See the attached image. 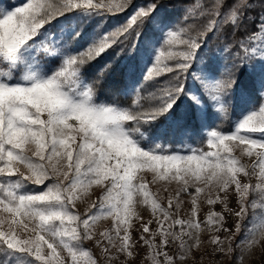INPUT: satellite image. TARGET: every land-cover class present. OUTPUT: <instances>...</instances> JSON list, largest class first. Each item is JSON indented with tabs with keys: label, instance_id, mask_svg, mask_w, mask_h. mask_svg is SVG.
<instances>
[{
	"label": "snow or ice",
	"instance_id": "1",
	"mask_svg": "<svg viewBox=\"0 0 264 264\" xmlns=\"http://www.w3.org/2000/svg\"><path fill=\"white\" fill-rule=\"evenodd\" d=\"M183 2V19L187 21L191 0ZM260 4L264 7V0ZM253 5L254 0H209L200 12L203 21H193L180 29L184 32L195 25V35L180 41L184 50L167 54L169 60L180 57L179 62L162 67V46L174 43L178 35L160 13L165 6L163 0H26L24 6L14 10L0 9V63L9 69L6 75L0 72V213L10 214V218L0 216V264H66L58 251L61 245L67 249L71 264H77V247L85 240H95L101 247L104 260L100 264L105 260L121 264V256L125 264H133L134 247L139 241L152 249V264H191L190 254L194 256L193 249L199 248L202 231L198 217L200 194L207 191L209 205L226 202L229 187L235 185L240 194L239 207L228 211L239 219L246 217L245 197L253 186L242 184L239 174L250 176L259 168L264 185V103L260 104L259 115L256 111L243 115L230 134L211 131V151L197 154L190 149L191 155L173 154L167 144L145 141L158 122L177 117L186 134L188 122L204 112L206 102L213 107L219 105L218 111H226L227 102L222 97L230 96L236 73L244 66L264 64V18L248 25ZM121 15L122 22L110 23ZM71 16L76 17L71 24L54 30L53 21ZM224 24L228 25L229 35L239 33L241 39L219 48L222 67L214 75L208 64L212 61L213 41ZM90 25H94V33L81 47L83 33ZM149 28L161 33L162 39L153 41ZM142 49L151 52V63L141 81L133 78L131 85H125L127 106L93 103L95 82L85 80L88 65L109 50L119 58L125 53L139 55ZM111 67L112 62L106 63L99 77ZM189 79L198 81L202 94L187 87ZM146 82H152L155 89L147 96ZM259 96V101H264V88ZM182 97L191 100L194 111L178 115ZM241 145L242 155L256 157L252 173L249 165L233 154ZM143 171L153 174V183L179 185L175 189L177 211L181 193L193 195L188 191L191 187L195 193L191 216L178 218L172 197L166 208L158 203L159 198L138 176ZM92 185L105 191L101 204L118 190V198L107 208V215L116 220L115 237L109 231L95 236V202L89 204L84 218L75 211L76 202ZM214 189L225 193L224 201L219 195L211 197ZM135 196L141 197L140 202L150 206L154 214H160L156 217L159 228L151 238L144 236L150 231L149 220L142 225L137 242L132 241L129 232L130 217L136 215ZM223 221L221 213L209 212L205 223L216 226V231L223 228L228 232ZM235 231H240L239 224ZM157 236L159 246L155 243ZM65 238L73 243L68 244ZM229 238L214 236L211 242L216 250L230 252V247L225 248ZM251 242L264 244V225L260 239ZM81 255L97 264L89 252Z\"/></svg>",
	"mask_w": 264,
	"mask_h": 264
},
{
	"label": "rangeland",
	"instance_id": "2",
	"mask_svg": "<svg viewBox=\"0 0 264 264\" xmlns=\"http://www.w3.org/2000/svg\"><path fill=\"white\" fill-rule=\"evenodd\" d=\"M26 2V1H25ZM24 3L18 4L12 9L8 10H14L16 7H22L25 5ZM95 2V0H94ZM143 3V2H141ZM0 9H4V7H0ZM124 19V16H122ZM117 22H121V20H112V24H115ZM166 24L168 26H173V30L178 32L177 37L175 38V42L172 44H164L163 50L165 52V56L161 57V67L167 63L168 64V58L167 54L169 51L172 53H178L180 51L184 50V46L180 43L181 40L188 39L184 32L180 31V27L177 26L175 23L166 21ZM63 25H61L59 22L53 21L52 27L55 29L62 28ZM46 27H49L46 25ZM153 41H157L162 39V34L158 31L156 32V36L152 37ZM259 46V45H257ZM140 54V66H141V78H134L135 81L139 82L142 80L144 72L147 70V67L150 66L151 60V52L146 53L143 49L141 50ZM221 53L218 51L217 56L212 55V58L214 59V65H217L219 68L222 67V58ZM178 60H180V57H175ZM247 69L249 72L255 77L259 93L264 88V64L257 63L254 66H247ZM208 70L211 71L214 75V71L211 69V66L208 64ZM9 69L4 66L3 63H0V72L4 73L5 75L8 73ZM87 80V79H85ZM88 81V80H87ZM190 81V90L194 93L202 94V89L200 88V85L198 81L194 79H189ZM89 82V81H88ZM132 79H129V84L131 85ZM222 100L225 101V99L222 97ZM241 101L246 105V110L242 111V117L245 114H248L251 111H256L257 115H259V109L255 110L252 108V101L249 98L248 95L243 94ZM93 103H95L98 106H104L103 104H98L92 100ZM264 103V101L262 102ZM211 104V103H210ZM109 106V105H107ZM212 106V105H211ZM213 107V106H212ZM216 111L217 118H220L224 111H218L219 105L216 107H213ZM206 109H207V103H205L204 106V112L200 113L202 118L205 119L206 115ZM241 117V118H242ZM240 118V119H241ZM238 122V121H237ZM236 122V123H237ZM235 127V126H234ZM211 131L216 130H210L206 126L204 128V136L207 138V149L203 150H197L194 146H187L184 150H180L177 152H174L173 154H180V155H191L192 151L194 150L197 154L201 152H207L211 151L208 140L210 139V133ZM224 134H230V133H224ZM243 148V145L240 147H237L234 149L233 154L237 156L241 163L249 165L248 171L250 173L253 172V169L251 168L252 163L256 160L255 155H253L251 158H249L246 154H241V149ZM22 171H26V169L21 166ZM260 169H255V174L250 176H244L243 173L239 174V178L241 179L242 184H250L252 185V189L249 190L248 195L245 197V200L247 202L246 206L248 208V212L245 218L239 219L232 215L228 209L238 210L239 207V201H240V194L236 192L235 185H232L228 189V196L226 202H217L214 205H209L207 203V199L209 194L202 193L198 197V217L201 221V228L202 231L199 232V239H200V246L199 248H194V256L190 254V260L191 264H264V244L262 243H255L253 244L251 241L253 239L259 240L260 239V231L261 226L264 225V185H261V180L259 177ZM138 176H142L144 178V181L148 184L149 189L152 193H154L159 199L158 203H161L165 208L168 205V199L169 197H172L173 199V211H177L176 205L177 201L175 199V189L179 187V185L176 182L172 183H166L164 181H157L156 183L152 182L153 174L148 171H143L138 173ZM16 178H12V180H15ZM257 185H261L260 187H257ZM35 191H40L39 188L34 189ZM189 192H192L193 195L190 196L185 193H181L180 195V203L179 208L177 211L178 218L188 219L191 216V200L193 196H195L194 190L190 187L188 189ZM118 190H114L112 192V196L109 197L108 201H104L103 204H101L102 198L105 196V191L97 185H92L87 195L83 197V199L78 200L77 206L75 211L78 212L82 218H84L85 213L88 212L89 204L92 202H95L97 204V208L93 211L95 212L98 219L94 223L93 231L95 233V236L99 237L100 233H103L105 231L111 232L112 236L115 237L116 233L113 231L114 226L116 224V220L114 216L107 215V208L112 202L114 198H118ZM212 198H215L217 195L220 196L221 201H224V192H217L215 189L210 193ZM141 197L135 196L133 207L135 214L134 216L130 217V224L131 228L129 229L130 235L132 236V241L137 242L139 241L140 233L142 231V225L145 224L147 221L151 220L152 223L148 225L150 231L149 233H144L145 238H151V234L155 232L159 225L157 224L156 217L160 214L153 213L150 206L145 205L144 203L140 202ZM255 205L253 207L252 205ZM209 212H215V213H221L224 217L223 221V227L227 228L229 231L225 232L223 228H221L219 231L215 230L214 225L206 224L205 221L207 219V216ZM91 213H89L90 215ZM139 216L140 219L137 220L136 216ZM0 216L8 217L10 218V214L7 213H0ZM246 219V221H245ZM245 221V222H244ZM240 225V231H235V225ZM4 228L7 229V225H4ZM212 229V230H210ZM178 230V229H174ZM19 231V229H17ZM235 232L234 236H230V233ZM23 235H27V233H22ZM121 235H123V232H121ZM214 236H219L221 240H225L226 237H230L226 240L225 248L228 247L231 248V251H225L220 252L217 249V246L214 245L211 241ZM47 238V237H46ZM66 242L68 244H72L73 242L71 240H68L65 238ZM106 243V241H105ZM116 243L118 244L119 241L117 240ZM155 243L157 246L160 245V237L157 236L155 238ZM170 249H172V245L170 244ZM45 252L48 251V249H44ZM58 251L60 253V256L65 260L66 264H71V258L67 252V249L61 245L58 248ZM89 252L91 255V259L97 261V264H100L102 260H104V256L101 252V247H97L95 240H85L82 243H80L77 247V264H91L89 257L82 256V252ZM112 253H115V249L112 250ZM152 254V249L149 248L147 245L143 244L142 241H139V243L135 244L134 247V256H133V264H152V260L150 259ZM169 254H172V251L169 250ZM158 259H163L162 257H158ZM121 264H125L124 257H120ZM104 264H108V262L105 260Z\"/></svg>",
	"mask_w": 264,
	"mask_h": 264
},
{
	"label": "trees",
	"instance_id": "3",
	"mask_svg": "<svg viewBox=\"0 0 264 264\" xmlns=\"http://www.w3.org/2000/svg\"><path fill=\"white\" fill-rule=\"evenodd\" d=\"M25 1L26 0H0V7H4V9H12L16 5L24 3ZM140 2H143V0H140ZM208 2L209 0H191L189 5L191 11L187 21L183 19L186 7L183 0H163L165 6L160 9V13L164 16L166 21L175 23L180 28H186L188 24H192L193 21H203L204 17L200 15V12L202 8L208 5ZM122 16L123 15L119 16L121 22L123 21ZM260 18H264V7H261L260 0H254L253 9L248 13V25L250 26L252 23L258 22ZM75 19L76 17L71 16L68 19L61 18L58 22L63 25L62 28H64L71 24ZM110 23L112 24V20ZM105 27H108V25ZM194 28L195 25H193V28H188L187 31H184L187 38L195 35ZM248 30H251L250 27ZM93 33L94 25H90L83 33L84 39L80 42L81 47L86 46V44L90 42L88 38ZM149 35L154 37L156 36V32H153V30L149 28ZM239 39H241V35L239 33H232L229 35L228 25L224 24L213 41L212 55L217 56L219 48L224 43ZM109 62H112L111 69L100 78L98 75L100 70ZM177 62H179V60L174 58L168 60V65L173 66ZM209 65L214 73L218 75L221 68L214 65L213 58ZM140 73V54L137 55L133 53L132 55H128L125 53L117 58L116 52L109 50L101 58L88 65L85 79H87L89 83L95 82L93 99L96 103L109 106H127L124 87L126 84H129V79L141 78ZM160 79H163V77H160ZM186 84L190 89L189 80ZM152 91H155L154 87H152V82H146L144 95L147 96V94ZM243 94L249 96L253 103V109H259L260 104L263 101H259V89L255 77L249 72L247 66L242 67L236 73V84L233 87L230 96L223 97L227 102L226 111H224L220 118H217L216 111L211 104L206 102L207 109L205 119L199 114L197 119L189 121V128L186 134L183 133V128L178 124L177 117L172 120H165L163 123L158 122V127L152 128L148 131L145 143L158 142L167 144L168 150L172 153L184 150L185 147L189 145L194 146L197 150L204 151L207 149V138L203 133L204 128L207 126L210 130L231 133L234 130L236 122L242 117V111L246 110V105L241 101ZM144 102L147 103V101ZM178 103L180 104L178 115L184 111L192 112L195 109V106L187 97H182Z\"/></svg>",
	"mask_w": 264,
	"mask_h": 264
}]
</instances>
